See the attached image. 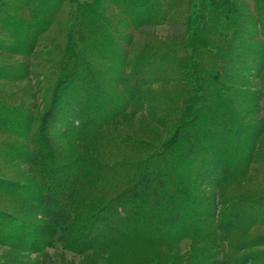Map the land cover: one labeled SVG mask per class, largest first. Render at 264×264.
<instances>
[{
    "label": "trees",
    "instance_id": "1",
    "mask_svg": "<svg viewBox=\"0 0 264 264\" xmlns=\"http://www.w3.org/2000/svg\"><path fill=\"white\" fill-rule=\"evenodd\" d=\"M0 57V264H264V0H0Z\"/></svg>",
    "mask_w": 264,
    "mask_h": 264
},
{
    "label": "rangeland",
    "instance_id": "2",
    "mask_svg": "<svg viewBox=\"0 0 264 264\" xmlns=\"http://www.w3.org/2000/svg\"><path fill=\"white\" fill-rule=\"evenodd\" d=\"M80 2L84 1V0H78ZM160 31H166L165 29H160ZM175 32L177 34H180L181 30L180 29H176ZM40 47H43V44L41 42V46ZM43 52V50H39V55ZM17 60H23V58H16L14 60H7L3 57H0V64L3 66L5 63H8V64H11L12 63H15L14 61H17ZM34 71H37L36 72V76L35 77H32L30 78V80H27L25 81L23 84H21L20 86V89L21 87L24 85L27 89L25 92H29V87H33V86H36L38 88V90L42 89L41 87L43 86L44 84V81L42 80V78H40L38 75L39 73V70L38 69H34ZM42 83V84H41ZM0 86H3L4 89L7 91V92H11V91H16V89L14 90L13 88L11 89V86L9 85H6V83L0 81ZM23 88V87H22ZM39 105H41L42 107H45L43 106V102H39ZM29 242V240H28ZM7 250L3 247H0V255L5 253ZM19 257H24L25 260L24 261H27L29 263H33V264H49L50 263V260L48 261L47 258H43L39 255H35L34 254V251L33 250H29V253L24 255V254H18ZM56 258H57V262L56 264H82L83 261H81V259L78 257V256H73V255H70V254H59V255H56ZM28 259V260H27ZM26 262V263H27Z\"/></svg>",
    "mask_w": 264,
    "mask_h": 264
}]
</instances>
